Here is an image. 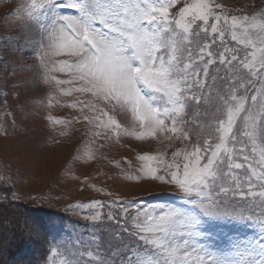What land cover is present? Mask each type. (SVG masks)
Masks as SVG:
<instances>
[{
	"label": "snow or ice",
	"instance_id": "obj_1",
	"mask_svg": "<svg viewBox=\"0 0 264 264\" xmlns=\"http://www.w3.org/2000/svg\"><path fill=\"white\" fill-rule=\"evenodd\" d=\"M180 2L29 0L14 11H23L29 20L38 23L41 15L48 21L39 23L42 38L36 41L41 49L44 82H54L65 96L73 92L91 96L70 106L92 113L83 119L103 130L93 133L95 136L111 133L119 139L124 134L144 140L159 134L167 140L188 141L191 129L185 127L183 116L189 102L199 105L203 100L205 106L214 109L204 113L210 117L207 127L211 131L203 141L198 134L191 150L172 152L170 161L165 159L167 153L139 156L146 162L140 169L143 176L175 185L190 207L169 205L158 215H148L147 224L138 223L145 248L130 249L127 264H264V219L257 222L243 211L226 212L212 195L213 186L223 177L236 180L232 169L245 167L234 159L237 151L243 154L247 148L241 136L252 143V152L258 150L257 121L264 116V9L252 14H229L224 5L214 0H184L183 6L172 12ZM64 9L73 10V14H65ZM10 14L13 13L6 15ZM226 36L243 46V57L239 49L228 46ZM217 41L221 45L218 50L213 49ZM59 56L72 57L74 61L54 59ZM217 63L224 66L225 75L220 78L224 91H213L216 75L208 85L209 68ZM53 72L67 73L71 79H59L51 75ZM253 79L259 80L261 86L249 95L247 85L255 87ZM73 83L79 86L60 87ZM54 98L50 95V107ZM101 105L113 112L119 109L130 113L133 126L123 127ZM48 119L65 123L51 115ZM259 139L257 163L261 171L257 172L251 163L247 165L252 175L247 177L248 192L241 191L240 195L260 197L264 206V126ZM88 155L91 158V153ZM243 159L248 161L249 156L243 155ZM253 177L261 182L258 192L252 190ZM236 187H240L239 183ZM219 192L228 193L229 189L221 185ZM86 206L101 205L93 202ZM123 211L126 215L127 209ZM90 218L99 219L100 212ZM108 218H113L111 212ZM227 221L250 223L255 234L240 239L224 233L219 244L203 242L212 237L205 231L210 222ZM61 264L72 261L64 259Z\"/></svg>",
	"mask_w": 264,
	"mask_h": 264
},
{
	"label": "rangeland",
	"instance_id": "obj_2",
	"mask_svg": "<svg viewBox=\"0 0 264 264\" xmlns=\"http://www.w3.org/2000/svg\"><path fill=\"white\" fill-rule=\"evenodd\" d=\"M28 3L29 0H0V264H61L67 259L61 251L48 245L47 233L33 216L41 212L62 214L84 227L87 236L95 241V244L86 243V253L90 259L102 261L105 258L99 249L100 241L103 243L102 234H105L106 241L113 240L116 246L120 244L112 233L115 223L132 227L139 238L143 233L136 225L140 222L147 224L148 215H158L162 208L169 205L185 207L170 197V193H175L184 201V194L175 185L143 176L140 169L146 162L141 161L139 156L167 153L165 159L170 161L172 152L181 148L191 150L198 134L203 141L211 131L207 127L210 117L204 113L214 109L204 103L190 105L191 109L183 116L185 127L191 129L188 141L167 140L159 134L155 139L144 140L124 134L119 139L111 133L93 135L95 132L103 133V130L83 119L84 115L91 116L92 113L88 109L81 112L80 107L70 106L78 100L87 101L91 96L78 92L65 96L57 90L54 82H44L45 70L39 55L41 49L36 41L42 38L39 23L46 24L48 21L41 15L38 23L29 20L23 11H14ZM183 3L184 0H181L171 11L176 12ZM214 3L224 5L229 14H252L264 9V0H214ZM63 11L73 14L70 9ZM8 13L13 14L6 15ZM225 40L229 47L239 49V55L243 57L245 50L242 45H237L227 36ZM44 43L47 44V40ZM220 47L219 41L213 45L216 50ZM54 59L74 61L68 56ZM217 68H220L219 72ZM223 68L218 63L209 68L208 85H211V77L217 76L213 91L225 90L220 79L225 75ZM51 75L71 79L67 73L53 72ZM248 78L245 70V80ZM253 83L255 87L247 85L249 95L261 86L259 80L253 79ZM77 86L78 83H73L60 87ZM243 91L240 89V92ZM193 92H196L195 88ZM50 95L55 97L51 107L48 104ZM101 106L114 115L123 127L133 126L130 113L119 109L113 112L108 106ZM49 115L65 123L56 124L48 119ZM262 126L264 116L257 121L258 150ZM240 139L247 143V148L243 154L237 151L234 159L245 167L232 169L236 180L230 176L223 177L213 186L212 195L221 202L226 212L243 211L245 216H251V210L264 213L262 198L240 195L241 191L248 192L247 177L252 175L247 165L251 163L257 172L261 171L257 163L259 151L252 152L253 145L247 137L241 136ZM243 155H248L249 160L245 161ZM180 160L182 157L178 158V162ZM260 183L253 177L252 190L258 192ZM221 185L229 189L228 197L219 192ZM93 202H99L101 206H86ZM230 202H233L232 206ZM124 209H127L126 215ZM97 211L100 218L91 219ZM109 212L112 219L108 218ZM138 212L141 215L137 217ZM260 218L264 219V214ZM100 231L107 233L101 234ZM205 231L212 233L211 239L203 241L209 244L223 242L224 233L240 239L255 234L253 226L235 222H210Z\"/></svg>",
	"mask_w": 264,
	"mask_h": 264
},
{
	"label": "trees",
	"instance_id": "obj_3",
	"mask_svg": "<svg viewBox=\"0 0 264 264\" xmlns=\"http://www.w3.org/2000/svg\"><path fill=\"white\" fill-rule=\"evenodd\" d=\"M193 103L195 102H189L186 112H189L191 109L190 105ZM201 103H203V100ZM224 196L228 197L227 193ZM232 204L233 202H230L231 206ZM251 214L261 215L256 210H251ZM33 216L42 224V228L47 233L46 240L48 245L61 251L67 259H71L72 264H127L128 257L131 255L130 249L143 251L145 248L138 237L134 235L132 227L115 223L112 233L120 241V244L116 246L115 242H112L113 240L110 242L106 241L105 234L102 233L107 232L100 231L99 233L102 234L103 243L100 241L99 249L104 253L105 258L102 261L90 259L86 253L85 245L87 242L89 244H95V241L87 236L88 233L84 227L65 218L62 214L55 212L35 213Z\"/></svg>",
	"mask_w": 264,
	"mask_h": 264
}]
</instances>
